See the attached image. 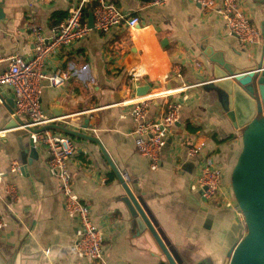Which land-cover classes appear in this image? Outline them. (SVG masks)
<instances>
[{
	"label": "crops",
	"instance_id": "0c3cea01",
	"mask_svg": "<svg viewBox=\"0 0 264 264\" xmlns=\"http://www.w3.org/2000/svg\"><path fill=\"white\" fill-rule=\"evenodd\" d=\"M108 1L138 15L140 24L135 28L123 24L107 33L93 29L71 45L56 47L48 56L47 73L68 69L71 76L61 86L45 82L41 96L44 113L57 117L50 126L74 140L76 151L69 162L74 188L90 205L92 220L105 231L104 261L78 255L79 223L65 210L47 147L34 144L29 130L11 129L0 134V173L3 181L16 186L17 194L14 199L5 196L0 183V215L9 223L0 229V264H170L162 259L156 239L140 232L117 171L128 182L138 180L134 185L142 194L134 191L135 195L143 197L182 264H227L230 251L247 234L231 186L243 143L241 129L227 115L226 93L207 84L215 78V58L241 69L258 64L264 52V0H241L263 34V42L256 45L241 43L216 12L196 0H167L162 5L153 0ZM79 2L0 0V72L8 67L11 55L32 57L31 18L49 38ZM134 70L141 74L138 82L131 80ZM148 83H152L149 91L173 90L151 104L150 118L158 119L169 101L182 102L179 122L160 151L156 168L139 152L133 132V99L139 97L138 86ZM183 86L189 87L180 89ZM0 87L1 131L17 120L7 102L14 96L12 88ZM55 106H63L64 113L56 116ZM85 118L88 127L83 126ZM202 142L201 152L190 154ZM207 160L225 173L213 200L191 188ZM14 162L19 171L11 170ZM24 164L27 173L21 170ZM227 201L233 205L226 206Z\"/></svg>",
	"mask_w": 264,
	"mask_h": 264
},
{
	"label": "built area",
	"instance_id": "2783aa9c",
	"mask_svg": "<svg viewBox=\"0 0 264 264\" xmlns=\"http://www.w3.org/2000/svg\"><path fill=\"white\" fill-rule=\"evenodd\" d=\"M53 1V0H43ZM167 0H153V4L162 5ZM203 8L216 12L224 21L226 29L238 37L241 43L260 44L263 42L262 32L252 23L241 6V0H196ZM93 11L94 26L90 27L86 8ZM33 20V18H31ZM30 20V27L35 37L34 52L31 58L19 54L11 55L8 67L0 72V86L8 85L14 94L15 117H26L24 124L1 130L0 134L18 128H43L39 132H31L34 144H44L49 152V166L59 180L58 189L64 197V207L69 217L78 220L75 247L80 257L98 262L104 261L105 231L96 224L91 217L90 205L75 191L69 162L76 151L71 135L54 130L50 125L57 120L42 110L41 96L44 83L51 86H61L69 80L71 71L60 69L51 74L46 71L48 56L60 45H71L73 42L85 38L91 30L110 32L113 28L126 25L135 28L140 24L138 15L123 11L115 3L108 0H80L78 5L69 8L68 15L59 23L55 33L45 37L36 22ZM133 82L140 81L141 74L136 70L130 73ZM183 86L180 89L188 88ZM173 94L172 89L158 92L148 91L146 94L133 99L132 116L135 120V143L141 154L151 160L152 168L158 166L159 153L167 144L168 139L179 122L182 102L169 101L166 110L156 118L148 116L151 104L160 97ZM205 146L202 142L190 149V154L201 152ZM12 171H19V165L14 162ZM0 173V183L5 196L14 199L16 186L3 181ZM225 173L222 166L207 160L200 166V171L191 184L193 190H200L205 200H213L223 187ZM226 206L233 205L231 201ZM236 207L241 210L239 205ZM8 220L0 215V229L8 226Z\"/></svg>",
	"mask_w": 264,
	"mask_h": 264
},
{
	"label": "water",
	"instance_id": "95a60500",
	"mask_svg": "<svg viewBox=\"0 0 264 264\" xmlns=\"http://www.w3.org/2000/svg\"><path fill=\"white\" fill-rule=\"evenodd\" d=\"M3 16L0 7V17ZM89 26H94L93 11H89ZM217 66L215 78L208 81L210 87H218L227 95L228 117L235 127L241 129L242 149L231 172V186L241 208L247 225V234L230 251L227 264H264V52L260 55L258 64L237 68L225 60L213 59ZM152 88V83L138 86L137 94L142 96ZM1 91V87H0ZM13 114L14 96L7 100ZM63 106H55L56 116L62 115ZM17 123L25 122L20 117H15ZM89 119L83 120V126L88 127ZM16 126L14 120L8 128ZM24 128L14 129L24 132ZM43 128H27L26 130L39 132ZM65 131L99 141L97 138L79 134L73 130L63 128ZM37 156L35 148L31 157ZM109 159V158H108ZM31 161V160H30ZM115 169V167H114ZM27 173L28 164L21 168ZM118 176L126 191L124 200L130 213L136 217L141 233L151 234L163 251L162 259L170 264H182L183 261L169 239L162 232L159 222L155 220L149 207L141 195L136 196L134 191L142 194L139 186L134 184L138 180L128 182L117 171ZM156 227L158 229H156Z\"/></svg>",
	"mask_w": 264,
	"mask_h": 264
}]
</instances>
